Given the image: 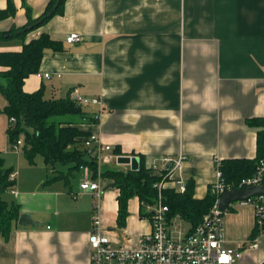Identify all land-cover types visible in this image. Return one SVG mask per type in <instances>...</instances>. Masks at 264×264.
<instances>
[{"label": "crops", "instance_id": "0c3cea01", "mask_svg": "<svg viewBox=\"0 0 264 264\" xmlns=\"http://www.w3.org/2000/svg\"><path fill=\"white\" fill-rule=\"evenodd\" d=\"M11 2L15 15L0 21V33L23 27L27 9L37 19L49 0ZM6 8L7 0H0V10ZM73 33L80 40L66 43ZM42 34L62 50L44 51L23 90L42 87L46 99L97 98L99 104L85 110L98 122L84 128L115 155L134 159L136 170L140 157L148 169L182 155L172 177L193 183L194 198L202 199L216 180V162L255 158L257 128L246 121L264 118V0H64L61 15L24 37L0 40V52L20 51ZM7 146L5 140L0 153L14 165L16 195H4L36 224L17 220L9 237H0V264H90L93 196L80 189L83 168L46 183L52 171L41 157L26 167ZM119 166L132 171L131 162ZM172 181L164 190L173 189ZM100 184L102 190L111 182ZM113 189L102 191L101 225L117 224ZM139 219L132 217V225ZM146 222L139 240L151 230ZM222 226L225 248L240 255L233 264H264V231L250 237L252 206L231 203Z\"/></svg>", "mask_w": 264, "mask_h": 264}, {"label": "trees", "instance_id": "16d2710c", "mask_svg": "<svg viewBox=\"0 0 264 264\" xmlns=\"http://www.w3.org/2000/svg\"><path fill=\"white\" fill-rule=\"evenodd\" d=\"M64 0H49L44 12L32 19L27 9V23L21 28L12 27L9 31L0 33V40L24 37L29 31L55 15H61ZM15 15L11 0H7V8L0 10V21ZM60 51L61 46L52 41L46 34L39 38L23 43L20 51L0 52V96L4 106L0 112L7 119L6 134L12 146L20 140V149L30 165L36 157H41L46 167L52 171L46 183L65 179L73 172L88 168L92 179L97 178L98 165L91 151L93 147H84L85 141L92 135L84 127L96 124L98 116L90 115L87 106L76 104L67 95L60 99H46L44 90L27 93L23 90L24 81L38 72L45 50ZM89 106V105H88ZM14 119V124L10 120ZM251 128H257L256 156L252 160L231 159L219 163L222 177L226 183H239L251 177L261 161H264V118L247 120ZM18 153V152H17ZM114 153L120 155L118 151ZM66 167L63 175L57 167ZM14 172V165H8L6 158L0 153V237L6 240L17 222L20 212L17 204L6 202L2 195L14 189L15 179L9 177ZM101 180H109L118 190L116 198L118 205L117 224L123 226L128 216V201L136 197L140 207L153 204L157 196L154 188L160 177L147 169L143 157H140L138 170L126 172L118 169L102 168ZM13 195V194H12ZM163 203L168 206L167 219L169 225L175 217L189 225V231L197 226L204 214L213 205L214 198L208 193L202 199L194 198L193 183H186V190L179 194L173 189L162 191ZM150 213L142 215L150 216ZM260 232V231H259ZM258 234L254 227L251 236Z\"/></svg>", "mask_w": 264, "mask_h": 264}, {"label": "built area", "instance_id": "2783aa9c", "mask_svg": "<svg viewBox=\"0 0 264 264\" xmlns=\"http://www.w3.org/2000/svg\"><path fill=\"white\" fill-rule=\"evenodd\" d=\"M80 37L73 33L66 37V43L78 42ZM49 78L48 74L43 75ZM37 77H41L37 74ZM70 97L76 104L81 106L99 104L97 98H82L75 93ZM14 124V119L10 120ZM21 145L20 140L13 146L14 153H17ZM84 147H93L98 172L97 178H90L88 168H83L85 173L84 181L80 189L89 191L93 196L92 231L89 235L90 264H233L239 258V253L225 248L224 233L222 226V212L219 210V199L228 191L235 189H245L256 186L260 183L264 173V161H261L256 172L249 178L241 180L239 183H226L216 162V180L208 188V194L214 198L210 210L202 216L200 223L192 228L187 234H177L171 232V225L168 223V206L163 203L162 191L165 185L172 181V188L175 192L182 194L186 190V184L181 180H174L172 175L180 168L184 158L179 155L177 158L164 157L158 163L151 164L148 169L152 170L159 181L154 184L157 189V196L154 203L145 207L147 220L150 222L151 230L143 235L139 244L135 248L115 246L102 230L101 221L98 216L100 199L102 196L100 172L102 167L116 164L119 156L113 153L111 147L100 143L98 137L91 135ZM163 165V168L159 166ZM15 173L9 177L14 180ZM11 194L16 195L14 189ZM242 205H250L254 209L255 225L260 232L264 231V196L249 198ZM251 248H257V240L251 242Z\"/></svg>", "mask_w": 264, "mask_h": 264}, {"label": "rangeland", "instance_id": "374dc122", "mask_svg": "<svg viewBox=\"0 0 264 264\" xmlns=\"http://www.w3.org/2000/svg\"><path fill=\"white\" fill-rule=\"evenodd\" d=\"M4 105V99L0 96V109L3 108ZM6 128H7V121H6V117L4 114H2L0 112V148H2L4 146V141L6 140L7 142V149L8 152L10 154L16 155L17 159H21V161L23 162L22 165L24 166H29L28 161L25 159L21 149L19 148L18 153H14L13 150V146L10 144L9 140L7 139V135H6ZM2 149H0L1 151ZM22 168V167H21ZM103 168V167H102ZM121 166H119L118 164H112L111 165V169H120ZM18 169H20V167L18 166ZM58 170L67 172L66 167H57ZM77 173V171L73 172V176H75ZM106 192L109 193H115L114 189H109ZM2 197L4 198V200L8 203H11L8 194L6 195H2ZM238 205V203H236ZM103 213L105 212V210L102 211ZM146 212V209L144 207H140L139 210V202L138 199L136 197H133L132 199H130V201L128 202V209H127V213L128 216L126 218V222L124 223L123 226H119L118 224L115 223V221L113 220L112 222L109 223V225H107V221H102V230L105 233V235L109 238V240L113 243V245L115 246H124V247H128V248H132V247H136L138 246V240H139V226H142L144 223L141 222H145L147 224V220L146 218L143 216L142 218H140L139 214L141 213L142 215H144ZM106 215V214H105ZM132 217H136L137 219L140 218L138 220V225L135 227L132 225V221L131 218ZM140 223V224H139ZM107 229H112L114 230L113 232H107ZM171 233L176 236L177 234H182L185 235L189 232V225L184 222L181 221L179 218L175 217L172 221L171 224Z\"/></svg>", "mask_w": 264, "mask_h": 264}, {"label": "water", "instance_id": "95a60500", "mask_svg": "<svg viewBox=\"0 0 264 264\" xmlns=\"http://www.w3.org/2000/svg\"><path fill=\"white\" fill-rule=\"evenodd\" d=\"M130 162L132 164L131 166L132 171H136V168L134 167V163H136V161L134 159L130 160V158L128 157H119L117 159L118 165H128ZM113 188H114V184L111 183L107 185L106 187H104L102 191H106L107 189H113ZM259 196H264V173L258 185L248 187L246 189H236V190L228 191L224 193L220 197L218 207H219V210L223 212L224 210H226L228 205H230L231 203L244 202L248 200L249 198L259 197ZM18 224L22 226H26V225H35L36 223L31 220L29 215L21 214L18 218Z\"/></svg>", "mask_w": 264, "mask_h": 264}]
</instances>
